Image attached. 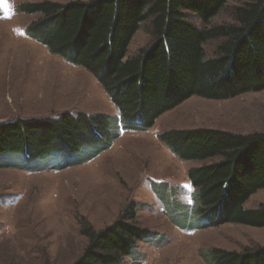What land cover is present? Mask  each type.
<instances>
[{
  "label": "trees",
  "instance_id": "obj_1",
  "mask_svg": "<svg viewBox=\"0 0 264 264\" xmlns=\"http://www.w3.org/2000/svg\"><path fill=\"white\" fill-rule=\"evenodd\" d=\"M228 1L39 0L16 9L38 15L26 28L30 37L93 74L118 108L124 128L145 131L192 96L229 99L264 91V0L236 6L234 22L208 25ZM195 17L206 26L193 22ZM147 20L151 42L129 55ZM211 40L219 43L209 56L205 45ZM112 123L104 113L69 110L58 117L0 122V154H97V148L111 145ZM158 138L180 159H215L187 171L195 188L194 210L205 226L264 227V202L256 208L244 205L264 189V132L198 127L171 129ZM135 209L132 205L99 230L83 225L88 243L72 264H120L150 234L136 221ZM202 256L208 264H264V244L241 251L210 247Z\"/></svg>",
  "mask_w": 264,
  "mask_h": 264
},
{
  "label": "rangeland",
  "instance_id": "obj_2",
  "mask_svg": "<svg viewBox=\"0 0 264 264\" xmlns=\"http://www.w3.org/2000/svg\"><path fill=\"white\" fill-rule=\"evenodd\" d=\"M28 1L39 0H0V122L58 117L66 110L104 113L113 121V138L110 147L97 148V154H0V264H72L88 243L83 225L102 229L132 205L136 221L150 234L120 264H208L202 253L210 247L241 251L264 244V227L205 226L194 210L195 188L187 171L215 159H180L158 138L171 129L198 127L264 132V91L229 99L192 96L150 129H126L93 74L26 33L38 15L16 7ZM244 1L229 0L208 25L234 22V9ZM193 22L206 26L197 17ZM151 40L147 20L134 36L129 55ZM218 43H206L209 56ZM263 202L261 189L244 205L256 208Z\"/></svg>",
  "mask_w": 264,
  "mask_h": 264
},
{
  "label": "crops",
  "instance_id": "obj_3",
  "mask_svg": "<svg viewBox=\"0 0 264 264\" xmlns=\"http://www.w3.org/2000/svg\"><path fill=\"white\" fill-rule=\"evenodd\" d=\"M53 1H59V2H67V1H63V0H53ZM28 2H33V1H28ZM119 118H120V116H119Z\"/></svg>",
  "mask_w": 264,
  "mask_h": 264
},
{
  "label": "water",
  "instance_id": "obj_4",
  "mask_svg": "<svg viewBox=\"0 0 264 264\" xmlns=\"http://www.w3.org/2000/svg\"><path fill=\"white\" fill-rule=\"evenodd\" d=\"M7 122V121H6Z\"/></svg>",
  "mask_w": 264,
  "mask_h": 264
}]
</instances>
